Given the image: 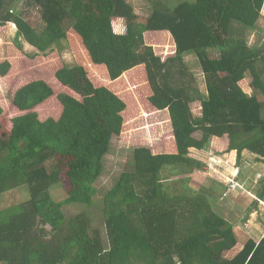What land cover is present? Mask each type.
<instances>
[{
    "label": "trees",
    "instance_id": "obj_1",
    "mask_svg": "<svg viewBox=\"0 0 264 264\" xmlns=\"http://www.w3.org/2000/svg\"><path fill=\"white\" fill-rule=\"evenodd\" d=\"M16 2L0 0V33L16 25L39 52L18 46L0 63V86L6 79L15 87L10 130L0 123V196L12 200L0 208V264H264V235L241 240L215 210V200L238 189L202 185L192 176L204 163L190 156L214 139L218 153L236 151L241 164L244 150L264 162V43L245 37L264 17V0H155L147 16L127 0H31L41 32ZM115 17L127 21L126 33L114 30ZM64 41L75 63L51 81L49 62ZM168 43L173 51L163 55ZM188 54L199 60L207 93ZM131 83L148 87L145 104L123 94ZM5 109L0 100V116ZM147 111H168L172 128L162 134L163 152L135 147L132 169L104 194L106 234L87 212L68 218L65 204H94L112 138L129 141L132 120ZM64 177L66 196L57 201L52 188ZM22 188L26 199L16 194ZM248 190L264 200V177Z\"/></svg>",
    "mask_w": 264,
    "mask_h": 264
},
{
    "label": "rangeland",
    "instance_id": "obj_2",
    "mask_svg": "<svg viewBox=\"0 0 264 264\" xmlns=\"http://www.w3.org/2000/svg\"><path fill=\"white\" fill-rule=\"evenodd\" d=\"M134 7V11L139 15L147 16L153 10V3L155 0H127ZM171 6L175 5L181 0H161ZM183 1V0H182ZM15 11L21 13L23 17L29 21L38 31H43L46 24L42 20L40 10L33 6L31 0H17ZM264 10L262 11V14ZM114 30L117 33L124 34L127 32V21L120 17L113 18ZM17 27L11 25L4 33H0V63L6 59L13 58L17 54L18 46L23 48V51L28 55H33L39 51L32 47L24 38L18 37ZM152 33L147 34L148 43H154L156 36H150ZM245 37L248 40L249 45L259 46L264 43V17H261L256 29L247 30ZM167 49L163 52V55H168L173 51L172 44H167ZM63 50L61 51L60 59L53 58L49 64L53 67V70L49 71L45 77L53 81L54 71L63 64L72 66L75 63V58L70 49H68L66 42H63ZM211 54H218V49L212 50ZM185 61L189 69L194 73L200 89L204 93H207V85L204 73L200 66L199 60L195 54H188L185 56ZM249 76V75H248ZM1 97L2 104H5V109L0 116V123L2 125V131L8 132L11 128V118L15 115L13 107H11L12 94L15 87L11 86L6 79L1 80ZM247 82H251L249 76ZM253 89V87H251ZM246 89L250 90V86L246 85ZM125 92H132L135 99H141L143 96V103L149 89L145 84H130ZM145 104V103H144ZM194 113L198 114L201 111V103L199 101L192 103ZM147 110V109H146ZM172 128L169 121L168 111H147L144 114L134 120H132V128L130 131L129 141L124 140L120 136H114L111 141V149L105 157V169L102 176L96 182L98 193L94 204L85 205L81 203L65 204L63 209L67 217H73L78 213L87 212L92 220V225L100 229L102 234H106L105 213L103 209L102 199L105 193L115 184L120 175L124 171L131 170L133 167V153L137 146H148L152 148L154 153L163 152V139L162 134L166 133ZM201 137V132L195 134ZM216 143L214 139L202 149L192 148L190 156L203 161L204 167L194 172L193 176L202 185H211L214 180L219 181L222 185L219 187L222 192L227 191L229 188H235L237 194L230 193L227 196L221 197L215 200V210L224 215L230 222L234 224L235 231L241 240H245L247 236L254 235L256 239H260L264 234V201H256L255 196L250 193L248 188L252 187L254 183L260 178L264 177V169L259 166H252L248 163L249 158L244 156L241 162L238 161L237 156H230L228 153H218L216 151ZM234 157V159H232ZM241 164L240 168L239 165ZM241 169V170H240ZM242 172L244 177L243 181L246 182L247 189L243 184L237 182L238 173ZM170 175V171H167ZM167 175V176H168ZM188 176V175H183ZM262 176V177H261ZM171 178H176L174 174ZM176 181H179L178 179ZM253 183V185H252ZM178 184V183H177ZM182 184V182H181ZM68 184L67 179L62 178L60 184L55 185L52 188V193L57 201L65 199L66 190ZM213 187L218 185L213 184ZM224 188V189H223ZM22 198H27L28 194L25 189L17 190L16 193ZM223 196V195H222ZM15 200V199H14ZM10 200H6L2 195L0 196V208L2 206L9 205ZM260 206V208H259ZM260 209L257 213V210ZM251 213V214H250ZM254 220V224H249V219ZM262 223V224H261ZM259 227V228H258ZM255 228V229H254ZM258 228V229H257ZM260 229V230H259ZM255 230V233L252 232ZM258 232V234L256 233Z\"/></svg>",
    "mask_w": 264,
    "mask_h": 264
},
{
    "label": "crops",
    "instance_id": "obj_3",
    "mask_svg": "<svg viewBox=\"0 0 264 264\" xmlns=\"http://www.w3.org/2000/svg\"><path fill=\"white\" fill-rule=\"evenodd\" d=\"M31 45V44H30ZM32 47H34L36 50H38L35 46H33V45H31ZM231 154H230V156L232 155V156H237V152L236 151H232V152H230ZM244 156H247V159L249 158V161H247L249 164L250 163H252V164H250V165H252V166H254V167H256V166H259V167H262L263 169H264V162L262 161V160H260L259 158H258V156H257V154H255V153H253V152H251V151H249V150H244L243 151V158H244ZM232 159H234V157L232 158ZM241 166V165H240ZM244 183H246L245 181H244ZM250 193H252V192H250ZM252 195L253 196H255V199L254 200H256V201H258V197L255 195V194H253L252 193ZM259 208H260V206H259ZM260 209H258L257 210V213H258V211H259ZM251 214V213H250ZM249 221V224H254V220L251 218V219H249L248 220ZM262 224V223H261ZM259 228V227H258ZM257 228V229H258ZM255 229V228H254ZM260 230V229H259ZM252 232L253 233H255V230H252ZM256 233L258 234V232L256 231ZM264 235V234H263ZM250 236H252V237H254L255 239H256V237L254 236V235H250Z\"/></svg>",
    "mask_w": 264,
    "mask_h": 264
},
{
    "label": "clouds",
    "instance_id": "obj_4",
    "mask_svg": "<svg viewBox=\"0 0 264 264\" xmlns=\"http://www.w3.org/2000/svg\"><path fill=\"white\" fill-rule=\"evenodd\" d=\"M16 26V25H15ZM258 201H262V200H260V199H258ZM264 201V200H263Z\"/></svg>",
    "mask_w": 264,
    "mask_h": 264
}]
</instances>
